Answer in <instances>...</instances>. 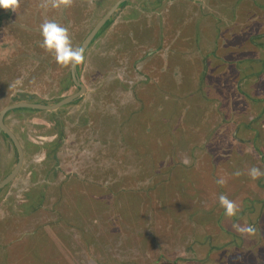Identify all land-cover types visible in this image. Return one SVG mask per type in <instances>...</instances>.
<instances>
[{
	"label": "rangeland",
	"instance_id": "obj_1",
	"mask_svg": "<svg viewBox=\"0 0 264 264\" xmlns=\"http://www.w3.org/2000/svg\"><path fill=\"white\" fill-rule=\"evenodd\" d=\"M115 1L74 0L70 8L54 9L48 0H20L17 12L0 8V110L19 93L52 102L76 92L70 68L41 47V25L53 20L68 28L73 47H80ZM117 39L122 42L115 46ZM104 59L109 61L101 69ZM80 72L89 90L78 102L56 115L14 110L6 117L27 153L19 175L0 191V230L11 227L15 233L17 223L16 231L28 235L18 212L32 188L44 189L47 207L29 220L31 231L55 224L59 212L68 214L63 185L80 181L88 184L83 196L95 202L84 212L87 220L67 225L71 264H120L138 257L143 264H232L229 253L219 260L227 242L244 254L264 255V178L233 175L253 166L264 170V0H131L88 48ZM182 80L187 82L180 85ZM53 141L60 142L56 159H46ZM17 158L0 132V180ZM174 164L196 175L198 190L191 187L171 199L156 190L154 177H168ZM231 166L224 178L221 173ZM220 178L224 187L216 183ZM100 187L115 190L113 198L134 190L142 200L145 222L135 229L138 239L132 227L127 245L113 235L102 238ZM201 189L213 193L205 198ZM221 194L239 205L236 216L225 215ZM106 212L114 229L126 226L119 207ZM249 227L254 231L247 232ZM86 232L90 242L83 239ZM153 242L158 260H151ZM211 246L218 249L208 256Z\"/></svg>",
	"mask_w": 264,
	"mask_h": 264
},
{
	"label": "trees",
	"instance_id": "obj_2",
	"mask_svg": "<svg viewBox=\"0 0 264 264\" xmlns=\"http://www.w3.org/2000/svg\"><path fill=\"white\" fill-rule=\"evenodd\" d=\"M130 2L131 0L126 1L120 6V8L116 11V13L110 18V20L107 22L104 28L96 36L95 40L102 34V32L105 29H107L112 24L116 16ZM135 31H136L135 34L139 33V29L136 28ZM121 42L122 41L120 39H117L115 41V46H118V44H120ZM108 61L109 59H104V62L99 63V64H102L100 68L101 69L105 68V64ZM80 68H82V63L80 64ZM80 68H79V72H80ZM185 80H182L183 82H181L180 85L185 84L187 82ZM6 85H8V83L5 84V86H2L3 89L6 88ZM176 85L177 84H173V86H176ZM60 99L61 98H58L56 100H53L52 102L35 101L33 95H30L28 93H19L16 95V98L15 97L12 98V101H30V102H42V103L51 104V103L59 101ZM13 111H10L9 113ZM18 111L25 112L30 115H33L36 113H43V112L49 113L51 115H56L60 110L42 111V110H37L33 108L15 109V112H18ZM6 137L8 136L6 135ZM49 145L53 147H50V150L47 153L46 159L55 160L56 155H57L56 151L58 147L60 146V142H58L57 144V141L56 143L55 141H53ZM13 146L15 147L14 144ZM135 148L138 149L139 151L142 150V147H135ZM158 148H163V147H158ZM24 149H25V154H26L27 153L26 145ZM16 154L18 156L17 149H16ZM144 158L146 162L151 161V157L149 156V154H145ZM44 164H46V168H47L48 163L45 162ZM56 167L57 165H54L52 168L55 171H57ZM233 167L234 166L226 167L227 170H224V172L221 173L222 175H224V178L227 177L230 172H232ZM170 169L171 170L169 171L168 177L164 179L163 178L158 179V177L156 176L154 177V183L158 184L157 186L155 185L156 190L157 191L160 190L159 192H161V190L163 191V194L161 195H167V197L171 199V197L172 198L176 197L179 194H181L182 196L184 195V193L189 194L191 187H195L196 190H198V186H199L198 178L196 177L194 173H193V176L191 174L186 175L189 171L187 167H184L183 165L174 164L172 165V168ZM185 177H186V185L182 186V184H185V181H184ZM123 178H121L120 181L123 180ZM234 180H236V178L233 177L230 180V182H228L227 184L228 187L225 186V188L227 187L228 189L231 186V184H233ZM175 181L177 182V184H179L178 187L175 186ZM67 184L68 185H65V186L63 185L64 191H65L63 195H65L68 198L69 205L66 204L67 206L65 210L67 211L68 214L67 215L61 214L59 212V215H58L57 220L55 221L56 222L55 224L49 223L45 225H37V227L36 228L34 227L32 231H31V226L29 225V220L31 219L30 220L31 222L32 217H35V215L40 211H45L44 209H46L47 207V206H44V201H43V199H45V191L44 189L32 188L26 192L24 202L21 203L19 207L20 212H18V214L22 215V218L18 217L20 219L18 220V223L23 224L25 222L26 227H27L25 230L28 233V235L24 236L25 231L22 232L23 230L22 231L20 230L21 232L16 231V229L19 227L17 223H15V233L11 227L7 231L0 230V253H2L3 255V256H0V264H4V263L5 264H8V263L9 264H12V263L13 264L14 263L15 264H71V261L74 258V250L72 249V236L71 234L66 232L67 225L70 221H72V219H74V221L76 219L77 221L84 220V219L87 220L89 213H86V215H84L85 214L84 212L90 206L91 202L93 201L95 202V198H92V197L88 198V197L83 196L85 195L84 191L86 187H88L87 183L80 182V181H70ZM34 189L36 190L34 191ZM185 189H187V191H185ZM92 190H93V187L91 186L90 191L92 192ZM201 190L204 193L205 198H209L208 195H211V193H213L211 191H204L203 189ZM96 192H98L101 196V199H99L100 209L97 211L98 213L97 218L100 222L105 223L103 227V233L101 235L102 238H107V236L109 237L111 235L113 236L115 235L116 238L118 237L119 240L123 244L127 245L131 241L130 228L132 227V238L138 239L140 235L137 233L135 229L138 226H141V224H143L145 220L144 218H142L143 216L141 215V212L143 209V205H141L142 200L138 198L139 196L135 194V191L134 190H132L131 192L123 191L121 192L119 196H116V197L114 196V198H113L112 193H114L115 190L113 189L106 192L105 189L100 187L96 189ZM120 198L125 199L126 202L123 203L122 201L119 200ZM170 203L173 205H176V207L179 208V206L173 203V201L169 202L165 200V204H170ZM111 207H119V211L122 214V222L126 224V226H124L121 229L116 230L114 229L113 225H109L112 221L108 219V217L112 213L106 212V210ZM168 226H166V228L164 229V233L166 234V236L170 235V233L167 234L169 230ZM0 228H2V226ZM161 231H162V228H161ZM128 233H129V236L127 237ZM87 236H88V233L86 232L83 239L86 242H90ZM260 236H261L260 237L261 243H260L259 248L264 247V227L260 230ZM11 238L13 242L15 239V243L12 242L11 244V241H12ZM150 238L152 239L151 235L149 239ZM215 249H218V247L214 248L213 246H211L208 252V256L211 255V253L217 251ZM151 252L153 253V257H154L151 260H154V259L158 260V256H159L158 246H156L154 242L151 247ZM226 253L230 254L229 262H231L232 264H240V261L237 260L238 256H243V264H250L248 261H246L247 258H251L253 260L251 264H257V260L260 257L264 258V255L260 254L261 252L259 250L257 251L250 250V251H247L246 254H244L239 249L231 247L230 242H227L225 244V248L223 249L222 255L219 257V260H222ZM213 259L217 260L216 257H214ZM131 261H132L131 264H143L144 259L141 257H138L135 260L132 259ZM145 264H150V261L146 262Z\"/></svg>",
	"mask_w": 264,
	"mask_h": 264
},
{
	"label": "clouds",
	"instance_id": "obj_3",
	"mask_svg": "<svg viewBox=\"0 0 264 264\" xmlns=\"http://www.w3.org/2000/svg\"><path fill=\"white\" fill-rule=\"evenodd\" d=\"M48 2L51 3L52 8L61 9L62 6L63 8L72 7L74 0H48ZM19 7L20 0H0V8L4 10L17 12ZM41 7H46V4L42 3ZM41 35L43 37L41 47L46 49L47 52L54 54V59L59 66L62 68H75L83 63L85 59V50L82 47H73L68 28L61 26L53 20H45L41 25ZM245 174L251 180L255 181L264 176V170L253 166L247 169L246 172L236 170L233 173L236 177H240ZM216 183L218 185H224L226 180L224 178H220L216 181ZM219 204L224 209L227 217L236 216L240 210L239 205L224 194L219 196ZM241 231L243 232L245 230L242 228ZM253 231L254 229L251 227L247 229V232L249 233ZM237 260L240 261V264H243V256H238ZM257 264H264V258H258Z\"/></svg>",
	"mask_w": 264,
	"mask_h": 264
},
{
	"label": "water",
	"instance_id": "obj_4",
	"mask_svg": "<svg viewBox=\"0 0 264 264\" xmlns=\"http://www.w3.org/2000/svg\"><path fill=\"white\" fill-rule=\"evenodd\" d=\"M129 0H117L107 11L106 13L100 18V20L94 25L92 30L89 32V34L83 39L81 42L80 47L84 48V54L87 51L88 47L94 40V38L97 36V34L100 32V30L107 24L109 19L114 15V13L120 8V6ZM71 77L74 81V83L79 88L76 92L71 93L69 95H66L62 97L59 101L47 104L42 102H30V101H19L14 102L11 104H8L4 106L0 110V130L3 131L9 139L12 141V143L15 145L17 152H18V158L15 166L11 170L10 173H8L2 180H0V191L3 190L6 186H8L20 173V171L23 168L24 161H25V149L21 143V140L19 137L15 134L13 129H11L5 122L6 115L15 109L19 108H33L37 110H46V111H57L61 109L62 107L73 103L80 97H82L86 90L87 86L83 83L79 72H78V66L75 68H70Z\"/></svg>",
	"mask_w": 264,
	"mask_h": 264
},
{
	"label": "crops",
	"instance_id": "obj_5",
	"mask_svg": "<svg viewBox=\"0 0 264 264\" xmlns=\"http://www.w3.org/2000/svg\"><path fill=\"white\" fill-rule=\"evenodd\" d=\"M98 3H99V0H98ZM112 5H113V4H112ZM112 5H111V6H112ZM78 6L80 7V5H78ZM111 6H110V7H111ZM89 7H90V6H89ZM110 7H109V8H110ZM109 8H108V9H109ZM108 9H107V10H108ZM91 10L93 11V8H91ZM105 13H106V12H105ZM105 13H104V14H105ZM104 14H103V15H104ZM11 16L13 17V15H11ZM99 20H100V19H99ZM99 20H98V21H99ZM98 21H97V22H98ZM93 27H94V26H93ZM91 30H92V29H91ZM91 30H90V31H91ZM88 34H89V33H88ZM88 34H87V35H88ZM87 35H86V36H87ZM88 90H89V87L87 88V92H88ZM61 98H62V97H61ZM16 102H19V101H16ZM255 132H256L257 135L259 134L258 136H260V129H258V130L255 129ZM262 141H264V140H262ZM263 178H264V176H263ZM262 201H263V200H261V202H262ZM262 203H263V202H262ZM111 236H112V235H111ZM111 236H110V237H111ZM115 237H116V236L114 235V238H115ZM114 238H113V240H114ZM131 263H132V262H130V261L127 262V261H125L124 259H122L121 262H120V264H131Z\"/></svg>",
	"mask_w": 264,
	"mask_h": 264
},
{
	"label": "flooded vegetation",
	"instance_id": "obj_6",
	"mask_svg": "<svg viewBox=\"0 0 264 264\" xmlns=\"http://www.w3.org/2000/svg\"><path fill=\"white\" fill-rule=\"evenodd\" d=\"M140 34H141V32L139 33V35H140ZM93 42H94V41H93ZM93 42H92V43H93ZM92 43H91V44H92ZM90 46H91V45H90ZM79 68H80V65H79L78 69H79ZM80 71H81V68H80ZM79 75H80V77H81V79H82L81 72H79ZM70 77H71V73H70ZM71 81H73L72 77H71ZM82 81H83V79H82ZM73 82H74V81H73ZM73 82H72V83H73ZM83 83L87 86V88L89 87L88 84H86L84 81H83ZM73 84L76 86L75 83H73ZM77 88H78V87H77ZM78 89H79V88H78ZM86 93H87V91H86ZM86 93H85V95H86ZM85 95H84V96H85ZM84 96H83V97H84ZM83 97H81L80 99H82ZM80 99L76 100L75 102H78ZM75 102H73V103H75ZM68 105H69V104H68ZM42 111H44V110H42ZM7 116H8V114L6 115V117H7ZM6 117H5V122H6ZM6 124H7V123H6ZM8 126H9V125H8ZM9 127H10V126H9ZM10 128H11V127H10ZM11 129H12V128H11ZM13 131H14V130H13ZM0 132H1L4 136H6V134H5L3 131L0 130ZM14 132H15V131H14ZM15 133H16V132H15Z\"/></svg>",
	"mask_w": 264,
	"mask_h": 264
},
{
	"label": "bare ground",
	"instance_id": "obj_7",
	"mask_svg": "<svg viewBox=\"0 0 264 264\" xmlns=\"http://www.w3.org/2000/svg\"><path fill=\"white\" fill-rule=\"evenodd\" d=\"M115 13H116V12H115ZM115 13H114V14H115ZM109 20H110V19H109ZM103 28H104V27H103ZM103 28H102V29H103ZM102 29H101V30H102ZM101 30H100V31H101ZM98 34H99V33H98ZM98 34H97V35H98ZM95 38H96V37H95ZM95 38H94V40H95ZM94 40H93V41H94ZM93 41H92V42H93ZM90 45H91V44H90ZM89 47H90V46H89ZM89 47H88V48H89ZM87 50H88V49H87ZM86 53H87V51L85 52L84 56L86 55ZM78 67H79V65H78ZM78 72H79V69H78ZM76 86H77V85H76ZM86 91H87V90H86ZM85 93H86V92H85ZM84 95H85V94H84ZM84 95H83V96H84ZM83 96H82V97H83ZM80 98H81V97H80ZM80 98H79V99H80ZM77 100H78V99H77ZM74 102H75V101H74ZM15 134H16V133H15ZM16 135H17V134H16ZM19 139H20V138H19Z\"/></svg>",
	"mask_w": 264,
	"mask_h": 264
}]
</instances>
